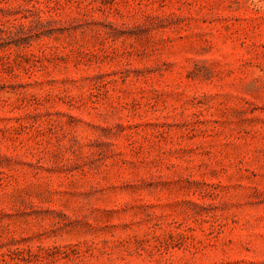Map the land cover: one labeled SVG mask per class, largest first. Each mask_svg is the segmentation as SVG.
Returning <instances> with one entry per match:
<instances>
[{
  "label": "rangeland",
  "instance_id": "rangeland-1",
  "mask_svg": "<svg viewBox=\"0 0 264 264\" xmlns=\"http://www.w3.org/2000/svg\"><path fill=\"white\" fill-rule=\"evenodd\" d=\"M0 264H264V0H0Z\"/></svg>",
  "mask_w": 264,
  "mask_h": 264
}]
</instances>
